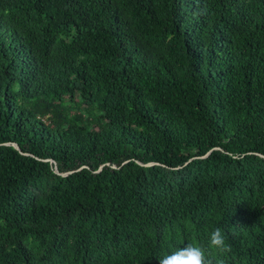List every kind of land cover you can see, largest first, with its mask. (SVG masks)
I'll return each instance as SVG.
<instances>
[{
  "label": "trees",
  "instance_id": "1",
  "mask_svg": "<svg viewBox=\"0 0 264 264\" xmlns=\"http://www.w3.org/2000/svg\"><path fill=\"white\" fill-rule=\"evenodd\" d=\"M187 244L264 264V0H0V264Z\"/></svg>",
  "mask_w": 264,
  "mask_h": 264
},
{
  "label": "clouds",
  "instance_id": "2",
  "mask_svg": "<svg viewBox=\"0 0 264 264\" xmlns=\"http://www.w3.org/2000/svg\"><path fill=\"white\" fill-rule=\"evenodd\" d=\"M209 246L219 253H228L231 246L226 243V237L221 228H215L209 237ZM159 264H223L220 259L209 258L205 249L199 245L187 244L185 247L159 259Z\"/></svg>",
  "mask_w": 264,
  "mask_h": 264
},
{
  "label": "water",
  "instance_id": "3",
  "mask_svg": "<svg viewBox=\"0 0 264 264\" xmlns=\"http://www.w3.org/2000/svg\"><path fill=\"white\" fill-rule=\"evenodd\" d=\"M12 145H13V147H14L15 150H17L18 152H20V149H19V147L16 144H12ZM149 165H152V164H147L146 166H149ZM55 172L58 173L57 170H56V168H55ZM70 173H73V172L58 173V174L61 175V176H66V175H68Z\"/></svg>",
  "mask_w": 264,
  "mask_h": 264
}]
</instances>
